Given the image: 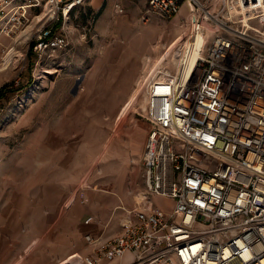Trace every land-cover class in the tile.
<instances>
[{
  "label": "built area",
  "instance_id": "obj_1",
  "mask_svg": "<svg viewBox=\"0 0 264 264\" xmlns=\"http://www.w3.org/2000/svg\"><path fill=\"white\" fill-rule=\"evenodd\" d=\"M20 1L0 0L4 29L28 8H55L35 24L30 49L40 59L65 46L71 13L87 2ZM230 1L150 0L149 13L165 19L183 6L188 14L144 89V191L119 207L126 217L116 236L87 234L90 254L58 264H264V4L236 0L242 10L230 18Z\"/></svg>",
  "mask_w": 264,
  "mask_h": 264
},
{
  "label": "rangeland",
  "instance_id": "obj_2",
  "mask_svg": "<svg viewBox=\"0 0 264 264\" xmlns=\"http://www.w3.org/2000/svg\"><path fill=\"white\" fill-rule=\"evenodd\" d=\"M92 1L71 13L65 46L41 59L29 53L31 40H16L41 26L35 24L44 4L26 9L25 18L6 29L0 23V89L8 86L0 101V264H27L37 255L44 258L64 247L65 258L90 254L83 225L70 210L75 203L67 206L70 199L77 194V203L84 206L88 190L117 195L120 185L115 177L127 168L129 173L142 171L148 134L140 126L148 123L143 84L157 71L168 46L183 36L188 10L183 6L176 17L165 19L149 13L150 0H97L94 6ZM117 3L122 13L116 11ZM240 9L238 1H230L226 14L232 17ZM254 15L252 11L249 16ZM9 52L14 53L10 60ZM166 67L172 70L174 64ZM126 105L129 113L120 118ZM59 145H65L59 153L68 157L65 179L71 191L60 207L63 215L50 216L51 195L39 187L44 189L48 179L60 176L50 165L52 157H47ZM126 183L125 196L139 193L141 179L133 188L138 191ZM155 200L163 210H172V201ZM125 217L123 210H112L108 220L119 218L121 227ZM129 263L127 257L117 264Z\"/></svg>",
  "mask_w": 264,
  "mask_h": 264
},
{
  "label": "crops",
  "instance_id": "obj_3",
  "mask_svg": "<svg viewBox=\"0 0 264 264\" xmlns=\"http://www.w3.org/2000/svg\"><path fill=\"white\" fill-rule=\"evenodd\" d=\"M96 1L97 0L92 1V6H94ZM97 5H98V1H97ZM228 17H231V15L229 14ZM128 113H129V110L126 105L120 118H123ZM140 126L142 130L143 129L146 131L149 130L148 123L147 125L146 123H141ZM64 148H65V145L54 146L52 156L50 155L47 156L50 158L52 157L53 161L50 165L53 167L54 173L58 172L60 173V176H57V177L53 176V179H48L47 182H45V184H47V187H45L44 189L39 187L40 192H47V194L51 195V199H50L51 203L48 205V208L50 209V213H49L50 216H60V214L63 215V210L60 207H62L63 201L69 198V195H70L69 192L71 191V187L68 182V179L67 178L65 179V160H67L68 157L65 156V153L62 151L59 153V151ZM128 171H129V168H127L124 173L119 175L118 178L115 177L114 182L120 185V190L118 191L117 195L109 191H108L109 193L101 194V193H96L93 190H88L87 193H85L86 201H85L84 206H81L77 203V200H76V197L78 196L77 194L74 195L72 199H70L67 206H70L71 204L75 203L73 205V208H71L70 210L71 212L76 214V219H78L76 221H79L83 225V229L85 232L84 237L87 234L93 235L94 233V236H98L101 234L106 238H112L120 232L121 227H120V221H118L119 218H116L115 221H109L108 217H109V213L112 210L113 211L121 210L119 208L120 206L121 207H123L122 205L129 206L132 204L133 198L129 195V193L125 196L123 192V185L127 181L126 184L128 188H130L131 190L138 191L137 189H133V188H136L135 184L138 183V178H139L141 179V184L138 188L140 189L139 192L144 191V185H143L144 182L142 181V178H140L142 171H137V169L133 170V172H130V173ZM135 172H138V173H135ZM138 174H140L139 177H138ZM112 182L113 180H110V183ZM40 184L42 185L44 183H40ZM95 189L96 188H94V190ZM65 196L67 197L66 199H65ZM121 197L124 199V201ZM119 201L122 203L121 205H118ZM79 211H83L85 213V216L80 217L78 213ZM98 216H100L99 219L97 218ZM84 217H86V219L83 222ZM47 227H48L47 229L49 228L52 229L53 225H48ZM58 258H65V247L56 253L51 252L48 256L44 258H41L39 257V255H37V257H33L31 261H29V263L27 264H51L52 260L58 259ZM118 262H113L111 264H114V263L117 264Z\"/></svg>",
  "mask_w": 264,
  "mask_h": 264
},
{
  "label": "bare ground",
  "instance_id": "obj_4",
  "mask_svg": "<svg viewBox=\"0 0 264 264\" xmlns=\"http://www.w3.org/2000/svg\"><path fill=\"white\" fill-rule=\"evenodd\" d=\"M259 1H261V0H259ZM230 3V2H229ZM260 3V2H259ZM228 9H229V4H228ZM229 12V11H228ZM56 14V11H55V8H54V6H51V5H48L46 8H45V10L43 11V13H42V15H40V16H38L36 19L38 20V22H44V20H46V18L47 17H54V15ZM229 15V14H228ZM186 16H187V14H186ZM245 19H247V18H245ZM36 21V20H35ZM245 23H246V20H245ZM32 28V27H31ZM32 30H27L26 32H24V33H22L18 38H17V42L19 43V41H21L22 40V42H24V43H28L30 40H31V38H32V36H33V33L31 32ZM183 37V36H182ZM182 37H179V39L178 40H181L182 39ZM14 53L13 52H9L8 53V55H7V57H6V59H8V60H10V59H12V57L14 56L13 55ZM163 61V59L161 60V61H159L158 62V69L160 68V65H161V62ZM158 69H157V71H158ZM156 71V72H157ZM156 72L155 73H153L152 75H148V77H147V81L145 82V84H143L144 85V89H145V86H146V83L150 80V78L154 75V74H156ZM145 100V99H144ZM146 101H147V99L145 100V107H146ZM144 107V108H145ZM142 197H141V195H139V197H138V199H141Z\"/></svg>",
  "mask_w": 264,
  "mask_h": 264
},
{
  "label": "trees",
  "instance_id": "obj_5",
  "mask_svg": "<svg viewBox=\"0 0 264 264\" xmlns=\"http://www.w3.org/2000/svg\"><path fill=\"white\" fill-rule=\"evenodd\" d=\"M32 47H33V46H32ZM32 47H31V49H30V51H29L30 54H33V49H32ZM7 90H8V86H6V87L0 89V101L3 100V99H5V96H6V94L8 93Z\"/></svg>",
  "mask_w": 264,
  "mask_h": 264
}]
</instances>
